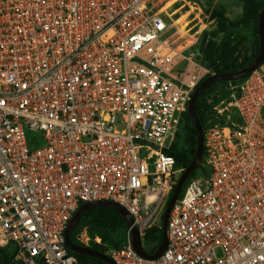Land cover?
Segmentation results:
<instances>
[{"label":"built area","instance_id":"1","mask_svg":"<svg viewBox=\"0 0 264 264\" xmlns=\"http://www.w3.org/2000/svg\"><path fill=\"white\" fill-rule=\"evenodd\" d=\"M170 1L0 0V247L14 262L79 264L65 229L88 201L123 206L142 246L161 219L193 91ZM228 105L237 117L203 130L206 172L184 182L163 252L140 255L128 225L115 264H264V58Z\"/></svg>","mask_w":264,"mask_h":264},{"label":"rangeland","instance_id":"2","mask_svg":"<svg viewBox=\"0 0 264 264\" xmlns=\"http://www.w3.org/2000/svg\"><path fill=\"white\" fill-rule=\"evenodd\" d=\"M169 5L168 11L169 14H172L169 19L172 24L170 30L173 33L175 48L183 50L181 51L183 56H179L181 77L193 85V90L200 81L214 73L215 65L221 66L227 52L236 49L235 55L239 54L241 59L244 56L250 57L255 52L258 36L255 35L254 29L257 26V21L250 10L253 6H263L264 0H171ZM221 18L230 20L232 25L224 27L220 21ZM178 19L188 22L187 25L182 27L183 21L177 23ZM205 32L207 39L202 53L196 59H184V56L191 51H198ZM180 46L184 47L180 49ZM206 50H209V56H207V52L204 54ZM234 84L229 83L222 87L214 86L202 97V109L207 108L205 112L208 113L203 117L205 128L226 121L228 115L233 119L237 116V112L228 105L227 92ZM184 125L185 121L180 128V137L177 141L179 145H183ZM33 133V131H28L29 135ZM175 139L176 135L172 145ZM193 171V176L203 173L201 167H196ZM181 172L178 170V177ZM160 218L162 219L161 214ZM94 237L86 226L75 233L76 242L86 246H90L94 242Z\"/></svg>","mask_w":264,"mask_h":264},{"label":"trees","instance_id":"3","mask_svg":"<svg viewBox=\"0 0 264 264\" xmlns=\"http://www.w3.org/2000/svg\"><path fill=\"white\" fill-rule=\"evenodd\" d=\"M263 7L264 5L253 6L250 10L251 12H253V16L257 21V23H258L259 12ZM220 21L222 25H224V27L226 28L232 25V22L226 18H221ZM254 33L256 36H258L257 26L254 29ZM258 45H259V38L258 41L256 42L255 52L250 57L244 56L243 59H241L239 54L235 55L236 49L227 52L225 58L222 60L221 66L215 65L214 73L232 72L245 67L256 57L258 53ZM206 52H207V56H209V50L204 51V54H206ZM245 76L238 79L219 80L213 82L196 99L195 110L203 130H205V127L203 125V117L207 116L208 113L205 112L207 108L202 109V103H201L202 97L207 92L212 90L214 86L222 87L229 83L237 84ZM227 94L229 101L230 90L227 92ZM184 121H185V125H184L185 129H184L183 145H179L177 141L180 137L179 132L181 125L183 124ZM196 148H197L196 130L189 116L187 115V113H185L183 115L179 129L176 133V139L172 147L168 150V153L172 154L175 157V169L177 170V172L178 170L182 171L183 169H185L188 166V164L192 161L196 152ZM203 163H204V158L197 167L198 168L201 167L203 171L206 172ZM193 174L194 171L191 173L190 176H193ZM85 226L87 227L90 234L94 236L99 235L102 239L101 243L93 242L92 244H90L89 247H91L96 251L107 253L108 249L112 247H118L125 241L128 223L126 219L123 217V215L119 213L116 209L108 206H97L87 210L82 216H80V218L76 222L74 229L70 234V241L77 243L75 240V233L80 228ZM161 238H162V229H161V221H160V224L150 227L145 232L143 236L144 250L148 253H153L160 244ZM14 254L15 251L11 249L9 245L6 247H0V264H18L12 260ZM75 255L79 260V264H108L106 261L95 256L78 254V253H75Z\"/></svg>","mask_w":264,"mask_h":264},{"label":"water","instance_id":"4","mask_svg":"<svg viewBox=\"0 0 264 264\" xmlns=\"http://www.w3.org/2000/svg\"><path fill=\"white\" fill-rule=\"evenodd\" d=\"M257 28H258L259 45H258V53L256 57L248 65H246L245 67L241 69H238L232 72H226V73H213L205 77L202 81H200L197 84V86L194 88L190 96V99L187 104L186 113L189 116L196 130L197 148H196L194 158L188 164V166L185 169H183L182 172L180 173L176 181V184L167 200V203L163 211L162 219H161L162 238L156 250L153 253L146 252L142 246V241H141L138 228L135 225H133V219L130 216V214L127 212V210L120 204L114 201L105 200V199L85 202L73 214V216L69 220V223L65 229V245L69 250L73 251L74 253L91 255V256L101 258L102 260L106 261L108 264H115V262L112 260V258L107 253L99 252V251L92 249L89 246L81 245V244L70 241V234L72 230L74 229L76 222L80 218V216H82L87 210L91 208H94L97 206H108V207H112L116 209L119 213H121L123 217L126 219L128 225L132 226L131 228L132 245H133V248L140 255L153 259V258L158 257L163 252L165 246L167 245V241H168L167 240L168 239L167 238V219H168L170 210L173 207L175 201L178 199V196L180 194V191L183 187L184 182L190 176L193 170L200 164L202 157H203V128L198 120L196 110H195L196 99L211 83L219 81V80H232V79L241 78L247 75L248 73H250L251 71H253L262 62L264 58V7L259 12ZM206 39H207V33L205 32L202 36V39L199 45L198 54L202 53Z\"/></svg>","mask_w":264,"mask_h":264},{"label":"bare ground","instance_id":"5","mask_svg":"<svg viewBox=\"0 0 264 264\" xmlns=\"http://www.w3.org/2000/svg\"><path fill=\"white\" fill-rule=\"evenodd\" d=\"M168 6H170L169 3H168ZM180 21H183V20H182V19H178L177 23L180 22ZM184 23H186V24H184ZM187 23H188V22H186V21L184 22V21H183V25H182V27H183L184 25H187ZM183 47H184V46H182V47L180 46L179 48L181 49V48H183Z\"/></svg>","mask_w":264,"mask_h":264},{"label":"crops","instance_id":"6","mask_svg":"<svg viewBox=\"0 0 264 264\" xmlns=\"http://www.w3.org/2000/svg\"><path fill=\"white\" fill-rule=\"evenodd\" d=\"M79 244V243H78ZM82 245V244H81Z\"/></svg>","mask_w":264,"mask_h":264}]
</instances>
